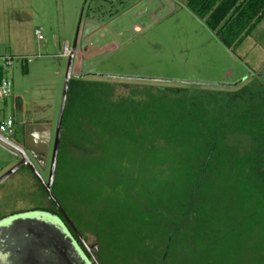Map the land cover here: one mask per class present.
<instances>
[{
  "label": "trees",
  "instance_id": "1",
  "mask_svg": "<svg viewBox=\"0 0 264 264\" xmlns=\"http://www.w3.org/2000/svg\"><path fill=\"white\" fill-rule=\"evenodd\" d=\"M183 6L230 52L264 16V0ZM140 81L69 79L50 187L65 218L35 180L48 206L28 211L57 221L88 264L72 229L94 237L96 264H264V80Z\"/></svg>",
  "mask_w": 264,
  "mask_h": 264
},
{
  "label": "rangeland",
  "instance_id": "2",
  "mask_svg": "<svg viewBox=\"0 0 264 264\" xmlns=\"http://www.w3.org/2000/svg\"><path fill=\"white\" fill-rule=\"evenodd\" d=\"M76 31L73 77L207 89L242 79L236 74L242 70L183 0H0V56L30 59L23 67L16 62L11 74L12 96L19 99L14 111L13 104L6 106L15 121L11 140L35 168L50 156L66 63L58 56L65 45L71 50ZM19 159L0 147L4 172ZM37 170L44 181L46 171ZM29 173L21 167L0 184V218L45 205ZM52 192L60 203L59 194ZM84 239L87 248L95 242L89 233ZM243 263L232 257L231 264Z\"/></svg>",
  "mask_w": 264,
  "mask_h": 264
},
{
  "label": "water",
  "instance_id": "3",
  "mask_svg": "<svg viewBox=\"0 0 264 264\" xmlns=\"http://www.w3.org/2000/svg\"><path fill=\"white\" fill-rule=\"evenodd\" d=\"M81 10L83 11V8ZM76 35H77V31L75 34L74 42L72 44V48H71L72 50H74L75 48ZM72 61H73V53H70L66 58V63H65L64 73H63L58 110H57L54 130H53L52 145H51L50 156H49V166H48L47 178L45 182L41 179L36 169L32 166V164L28 160L23 148L17 145L15 142L7 140L0 135V147L8 150L9 152L13 154L16 153L20 158V160L15 165H13L6 172L0 175V184L3 183L6 179H8L10 176H12L19 168L26 167L28 171L30 172V174L35 179V181L39 184V186L44 191L47 199L50 200L54 204L56 209L59 211V213L63 217H64V214L62 210L60 209V207L58 206V204L56 203L55 199L53 198L50 192V187L52 184L54 169H55V161H56V154H57V148H58V141H59V134H60V128H61L64 103H65V98H66L67 84H68L69 79L72 77L71 75ZM15 222L17 224L33 222L39 225L46 226L47 227L46 234H48V237H50L49 235L51 234L52 235L51 239L54 240L56 237H58V235L60 236V247H61L60 250H62L63 248L64 250L63 256L68 263L88 264L83 258V256L80 254L79 250L76 248L72 240L68 237L66 232L60 227L58 222L55 221L53 218L46 217L44 215H37V214H28V215H24L21 217H14V218L6 219L0 222V231L5 230V228H10ZM72 230L77 240L83 247V249L87 252L88 257L91 260V262L96 264L94 259L88 253V248L85 246L84 242L81 240L78 234L74 231V229ZM51 231L54 233L56 237H54ZM7 234L9 233L7 232ZM55 246L57 245L55 244ZM6 264H8V262Z\"/></svg>",
  "mask_w": 264,
  "mask_h": 264
},
{
  "label": "flooded vegetation",
  "instance_id": "4",
  "mask_svg": "<svg viewBox=\"0 0 264 264\" xmlns=\"http://www.w3.org/2000/svg\"><path fill=\"white\" fill-rule=\"evenodd\" d=\"M45 158L46 159L43 164H36L38 165L37 168H40L41 171L45 170L47 173L49 158L47 159V155H45ZM24 168L28 171L26 167ZM37 168L35 169L39 174ZM39 176L41 177L40 174ZM45 181L46 179L44 182ZM44 204L45 205L41 206H48L47 200ZM43 213L44 212L40 210L15 213L1 217L0 222L6 219L21 217L28 214L40 215ZM46 228L47 227L44 225H39L33 222L19 224L15 222L10 228H5V230L0 231V264H6L7 262L8 264H60V257L58 253L60 251V236L58 235V237H56L51 231L57 239L55 238L54 240H49L48 234H46ZM7 232L9 234H7ZM55 241L57 246L54 245ZM53 252L57 254V256H52ZM88 253L90 255L92 254L90 248H88Z\"/></svg>",
  "mask_w": 264,
  "mask_h": 264
},
{
  "label": "crops",
  "instance_id": "5",
  "mask_svg": "<svg viewBox=\"0 0 264 264\" xmlns=\"http://www.w3.org/2000/svg\"><path fill=\"white\" fill-rule=\"evenodd\" d=\"M89 29L91 30V27ZM226 51L228 53V57L232 60V62L236 63L239 69L242 70L241 73L239 72L236 73L238 78L249 79V78H258V76H262L261 73L264 72V16L259 21V23L252 29L250 34L240 43V45L233 52H230L228 50ZM4 55H7V54H4ZM9 56H12L15 58H18V57L25 58L26 56H29V55L17 54V55H9ZM59 59H62V58L60 57ZM232 76L234 75H231V77ZM241 81H236V82L232 81L231 82L232 84L231 83L228 85L225 84V86H233ZM15 101L18 102L19 99L13 97L11 93V96L7 100H5V105L7 106L8 104H13V108L12 106L11 108L14 111L17 105L14 103ZM5 111H6V107H5ZM9 116L12 117L13 123L15 125L13 114H10ZM6 168L7 167L1 168L0 174L4 172Z\"/></svg>",
  "mask_w": 264,
  "mask_h": 264
},
{
  "label": "built area",
  "instance_id": "6",
  "mask_svg": "<svg viewBox=\"0 0 264 264\" xmlns=\"http://www.w3.org/2000/svg\"><path fill=\"white\" fill-rule=\"evenodd\" d=\"M33 34L36 36L38 41L41 40V37L37 35V32L34 31ZM74 50H69L66 46H64L62 52L58 56L59 58L66 59L70 53H73ZM18 62H30V59L25 58H15L9 55L0 56V135L7 139L11 140V136L13 135L14 123L12 117L7 115L5 109L2 107V104L5 100H7L12 93V78L11 74L14 68V64ZM13 142V141H12Z\"/></svg>",
  "mask_w": 264,
  "mask_h": 264
}]
</instances>
